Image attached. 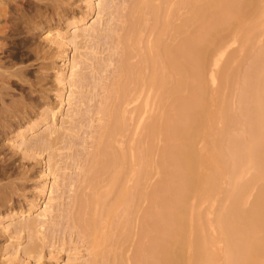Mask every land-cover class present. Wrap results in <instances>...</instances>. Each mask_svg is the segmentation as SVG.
Returning <instances> with one entry per match:
<instances>
[{"label": "bare ground", "instance_id": "6f19581e", "mask_svg": "<svg viewBox=\"0 0 264 264\" xmlns=\"http://www.w3.org/2000/svg\"><path fill=\"white\" fill-rule=\"evenodd\" d=\"M0 153V264H264V0H0Z\"/></svg>", "mask_w": 264, "mask_h": 264}, {"label": "rangeland", "instance_id": "374dc122", "mask_svg": "<svg viewBox=\"0 0 264 264\" xmlns=\"http://www.w3.org/2000/svg\"><path fill=\"white\" fill-rule=\"evenodd\" d=\"M94 19H96V16L88 24H91L92 21H94ZM262 43H263V41L261 42V44ZM34 63H35L34 61L19 62L18 63V67L21 68L23 66H26L27 64L31 65V64H34ZM57 64L59 65V63H57ZM54 78H55V72H50L49 79L53 80ZM11 90H13L12 94L14 95L15 98H17V99L21 98L20 93L18 91H16L15 89H11ZM62 117H63V115L60 117V120L62 119ZM81 133H79V135H80L79 138L83 139L84 135L81 136ZM76 148H78V145L76 146ZM5 150H6V154H7L6 158H10V160H12V161H13V159H16L17 161H15L16 162L15 165H17V166L20 165L21 166L19 168L20 170L22 168H24L25 170H29L27 172V175L30 176L29 177V184H28L27 188L25 190H23V191L22 190L18 191L19 194L15 196L18 199L17 200L18 202H20L22 204L24 202V204H25L26 203L25 200H27L26 198H31L32 197L31 196L32 192H35L36 194L40 193L39 192V188H37L38 184L42 180V178L39 175V171H40V163L38 162L39 159H36V158L35 159L23 158L19 154L17 156H15V154H13L14 149L11 146H9V145H7L5 147ZM45 156H46V153L44 154V157ZM4 157H5V153H0V165L4 164ZM46 161H49L48 160V156H46ZM66 162L71 167V165H72V164H70L71 160L68 159V161H66ZM78 172H79L78 170L72 169V167L71 168H67L66 170L64 169L63 170V175H62L61 178L63 180L66 179V183L68 184V183L71 182V178H78L79 177ZM22 174H23V172L21 173V175H14V176L9 177V178H5L3 176H0V186L1 185H6L9 182H11V183H14V182L22 183V181L18 180L19 177H22ZM63 183H64V181H63ZM69 188L70 187H68V186L61 185L58 194H60L63 191L69 190ZM71 193L72 192H70V193L66 192L64 196L67 197ZM20 194H25L26 196H20ZM45 200L48 201V198H46ZM60 202L62 204L60 205L61 206V210H59V215H68L69 214L68 209L70 208L69 199L67 198V199L64 200L63 198H61ZM44 205H45V203H44ZM62 209H65V210H62ZM58 218L61 220L62 225L67 226V228H68V226H69V223L67 222L68 218L67 217H62V216H60ZM60 227H62V226H60ZM59 236H60L61 239L65 238V236L62 233H60ZM74 237H75V242H72L70 240L71 236L68 233L67 238H66L67 242H63V241L60 242V245H62V246H60V248L63 249V247H66L67 251H61L60 253L55 252V254H53L52 250L54 248H48L46 250V253H45L47 255V258H48L47 261H49V259H50V261L48 263L55 262V259H53L51 257L56 256L58 264H67V263L86 264V261L89 259V256H88L87 251H86V247H83V243L82 242H77L80 239L79 235L76 234V235H74ZM77 252H79V254H77ZM79 262H82V263H79Z\"/></svg>", "mask_w": 264, "mask_h": 264}]
</instances>
